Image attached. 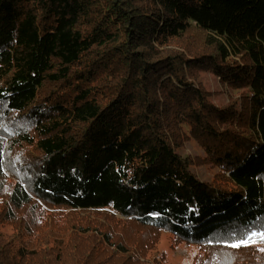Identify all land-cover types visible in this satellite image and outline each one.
<instances>
[{
  "label": "trees",
  "instance_id": "obj_1",
  "mask_svg": "<svg viewBox=\"0 0 264 264\" xmlns=\"http://www.w3.org/2000/svg\"><path fill=\"white\" fill-rule=\"evenodd\" d=\"M193 30L210 52L164 51ZM200 72L239 100L220 106L196 85ZM46 85L56 88L40 99ZM0 112L33 127L35 141L16 133L41 155L33 196L76 215L111 213L100 225L71 220L80 240L43 253L0 231V264H151L162 231L198 247L194 264H264V249L230 246L264 232V0H0ZM164 114L232 185L203 180L177 155L157 123ZM3 156L0 141L4 183ZM32 202L16 184L0 225L24 233L18 215Z\"/></svg>",
  "mask_w": 264,
  "mask_h": 264
},
{
  "label": "rangeland",
  "instance_id": "obj_2",
  "mask_svg": "<svg viewBox=\"0 0 264 264\" xmlns=\"http://www.w3.org/2000/svg\"><path fill=\"white\" fill-rule=\"evenodd\" d=\"M191 45L194 47H191L189 50L194 53L199 51L200 53L211 51V49L204 44L203 35L196 30L191 31L187 37L171 43L164 51L168 53L172 51L184 52L185 49ZM75 70H77V68H75ZM196 81V85H201V87L209 91L220 106L230 105L237 102L240 98V92H233L229 88L223 86L219 80L209 72H200L197 75ZM55 88L56 87L46 85L40 94V99H46L49 96V90ZM152 91L154 100L164 109L163 103L165 100L160 90L154 88ZM157 123L177 155L183 159H188L190 163L192 162V169L200 178L217 184L229 182V184L232 185L228 179V175L224 174L220 169L213 167L207 161L205 152L198 142L190 136V131L187 127H183L179 130L171 124L166 114L162 115L157 120ZM19 130L27 131V134L34 139V141L37 140L33 132V127L21 120L20 115H8L4 112H0V141L4 146L3 163L1 164V167H3L4 183L0 181V187H2V193L0 194V212L8 201L12 188L16 184H21L24 189L32 195L33 199L32 204L21 210L18 215L19 223L25 226H23L24 233L19 231L18 224L0 225V231L4 235L5 241H12L15 243L22 242L27 244L30 249H34L41 253L48 251L56 244L58 245L59 242L61 243L60 245H62L64 241H75V239L79 241L80 235L82 234L81 232L76 231L75 227L71 228L70 231L66 229V225L71 220L87 222V217H91L95 219L94 223L100 225V223L106 219L105 215L111 213L108 211L105 215V212H100L95 216L94 214L89 216V213L76 215L73 211L68 209L48 206L33 196L32 186H30L32 183L31 173L33 167H37V162L41 155L35 146L29 145L24 141H18L16 133ZM116 219L115 222L118 221V223H120L119 219ZM109 222H112V220H109ZM122 222H124V220ZM49 225L57 229H52V227L49 228ZM119 226L120 232H123L126 225L119 224ZM128 230L133 234L138 233L139 236L142 235L140 229L134 225H130ZM261 234H264V232L256 233V241L249 242L247 245L254 246L258 249H264V240L259 239ZM92 237L91 240L94 238H101V235L93 233ZM152 239H154V243L146 257V260L151 264H194L195 258L199 253L197 246L179 242L165 231L158 233L156 236L153 235L151 241ZM87 244L88 246L90 245L89 242ZM224 255L227 260L231 258L230 253Z\"/></svg>",
  "mask_w": 264,
  "mask_h": 264
},
{
  "label": "snow or ice",
  "instance_id": "obj_3",
  "mask_svg": "<svg viewBox=\"0 0 264 264\" xmlns=\"http://www.w3.org/2000/svg\"><path fill=\"white\" fill-rule=\"evenodd\" d=\"M256 239H257V235H256V233H253L246 240H242V241H240V243L231 244L230 246L233 247V248H238L242 244L246 246L249 242H255ZM259 239L260 240H264V234H261L260 237H259Z\"/></svg>",
  "mask_w": 264,
  "mask_h": 264
}]
</instances>
